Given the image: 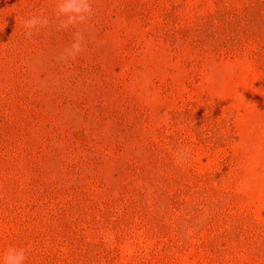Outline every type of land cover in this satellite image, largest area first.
I'll use <instances>...</instances> for the list:
<instances>
[{
	"label": "rangeland",
	"instance_id": "374dc122",
	"mask_svg": "<svg viewBox=\"0 0 264 264\" xmlns=\"http://www.w3.org/2000/svg\"><path fill=\"white\" fill-rule=\"evenodd\" d=\"M53 8L0 0V251L264 264V0H93L68 63Z\"/></svg>",
	"mask_w": 264,
	"mask_h": 264
},
{
	"label": "clouds",
	"instance_id": "9594fccd",
	"mask_svg": "<svg viewBox=\"0 0 264 264\" xmlns=\"http://www.w3.org/2000/svg\"><path fill=\"white\" fill-rule=\"evenodd\" d=\"M94 14L93 0H54L51 17L42 10L21 20L24 36L31 39L42 30L54 28L56 31H71V42L57 56L58 62L75 61L85 51V36L81 28ZM176 162L183 165L188 158V149H179ZM28 250L24 247H9L0 251V264H26Z\"/></svg>",
	"mask_w": 264,
	"mask_h": 264
}]
</instances>
